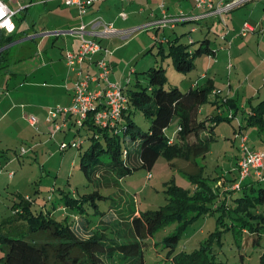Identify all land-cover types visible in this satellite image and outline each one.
Instances as JSON below:
<instances>
[{
	"label": "trees",
	"instance_id": "obj_1",
	"mask_svg": "<svg viewBox=\"0 0 264 264\" xmlns=\"http://www.w3.org/2000/svg\"><path fill=\"white\" fill-rule=\"evenodd\" d=\"M249 2L241 3L231 10ZM198 20L201 19L196 21ZM195 30L197 27H194ZM216 52L209 38L201 41L191 38L190 43L175 39L167 52L161 48L159 50V54L171 58L176 70L184 74L192 71L197 56H215ZM144 73L147 84L136 80L125 87L128 103L115 126L102 127L95 124L91 113L84 124L86 138L77 140L80 142L76 147L80 151L79 167L88 180L95 183V190L83 198H75L63 191L60 204H54L55 207L62 205L78 212L83 222H91L92 230H87L90 233L87 236L81 235L75 220L72 223L67 219L58 220L51 212H34L31 203L22 204V209H19L21 212L16 215L23 221L17 226L21 227V231L27 230V233L23 237L12 236L3 232V227L8 222L0 224V250L3 252L0 264H147V239H155L158 232L174 224L173 231L164 235L161 240L167 251L169 264H225L217 261L212 253L214 243L222 244L225 226L226 229H236L242 233L244 230L261 232L262 225L257 220L261 214L253 210L264 205V180L257 177L250 184L242 183L240 193L232 197L231 201L226 203L224 198L222 204L213 209L211 204L218 202L219 192L209 186L206 178L193 176L192 182L198 183L194 192L175 185L169 192L171 198L165 206L141 210L136 208L135 203L129 202L126 208L117 206L122 218L116 217L110 222H104L103 217L118 202L111 195L99 191V185L103 182L101 176L109 174L117 189H120L121 180L138 169L151 170L161 155L175 158L184 156L183 152H190L196 156H204L213 141L215 127L208 129L209 136L199 138L207 124L205 120L197 119L199 107L209 100L215 90L211 79H207L203 85L197 86L196 82L186 90L178 86L167 89L164 66H152ZM136 111H140L150 122L147 130L135 120ZM236 112L235 109L233 116L224 118L216 115L213 121L220 123L233 120ZM176 116L180 119L179 133L183 143H170L166 135V129ZM243 126L264 130V98L245 117ZM190 136L197 138L196 142H187L186 139ZM83 143H88V147L82 151ZM236 180L237 178L233 179L234 182ZM102 187L105 188L103 185ZM97 199H111L112 203L102 211ZM18 204L16 203L14 210L19 208ZM215 211L220 212L218 222L223 228L218 227L210 234L211 241L206 244L202 242L200 248L190 251L186 249L184 242L183 245L180 244L187 225L193 223L198 216ZM76 216L80 218L78 214ZM258 243L259 240L254 242ZM260 262L264 264V255Z\"/></svg>",
	"mask_w": 264,
	"mask_h": 264
},
{
	"label": "crops",
	"instance_id": "obj_2",
	"mask_svg": "<svg viewBox=\"0 0 264 264\" xmlns=\"http://www.w3.org/2000/svg\"><path fill=\"white\" fill-rule=\"evenodd\" d=\"M2 1L10 9L17 11L13 18L15 22L14 31L8 32L0 28V224L7 221L8 224H5V227L9 224L19 225L20 223V221L14 220L18 210V208L14 210V206L18 202V194L21 193L18 190L19 179H17V172L13 167L16 161L22 160L21 158L30 152L35 153L39 146H47L52 142L51 140H56L61 133L65 137L61 142H73L86 138L85 133H82L83 128L79 131L74 125L75 115L59 114L55 120L49 118L53 107H70L74 103V86L78 75L67 65L65 55L70 51H78L82 40L73 30L83 23H90L96 18L113 24L120 31H128L129 29L147 25L146 28L133 32L135 35L132 33V36L126 37L123 34L116 33L99 38L93 37L89 33L86 34V37L96 39L103 48L109 49L110 53L105 55L104 50L99 51L94 55L93 59H86L83 63V69L89 72L91 76L96 75L98 73L97 60L106 56L110 63V79L122 85L124 78L127 76L128 84L135 83L133 82L134 74L137 75L136 80H140L142 77L139 78L138 72L140 70L135 66L129 71L128 68H125V65L122 68L120 66L122 64H126V67L127 64L131 66L132 61L137 62L143 54L151 52V39L154 40L155 44V40H157L161 32L162 35L159 39L158 47L159 50L161 48L167 52L169 45L175 39L182 43H190L191 38L194 41H201L205 38L211 39L208 34L201 40L195 39L194 35L199 32L200 26L211 31L216 24V19L221 17L211 16L198 21H183L176 24L175 27H161L158 23V20L164 15V9L161 7L163 2L165 3V10L170 16H177L181 13L197 15L201 10L195 7L194 0H100L94 3L82 16L78 7L68 6L63 0ZM256 1L259 2L260 0L249 3H254L252 4L253 6ZM234 10L227 12L230 14L229 17L233 15L232 11ZM252 12L253 10H251V14ZM211 18H215V20L211 21ZM220 21L223 23L222 18ZM247 21L258 29L256 30L255 28L254 32L248 33L245 39L254 33L259 34L260 29L264 28V19L262 17ZM197 24L199 28L196 26ZM194 27H197V30L194 31ZM146 32L152 33L151 39H148V36H143ZM238 32L233 31L228 25L227 27L223 26V30H220L217 37L221 41L219 48L213 44L211 39L212 46L216 48L217 52L219 49L222 50L226 47L225 43L223 42L224 45L222 43V37L226 35L228 40L234 36L233 39L237 40L242 37ZM138 40L139 42H137ZM244 41L247 45H250V40ZM12 49H15L13 53L11 52ZM25 49L29 51L24 53ZM129 49H131L130 52ZM27 59H31L30 62L26 63L25 60ZM231 64L229 65L230 69L234 67ZM263 64L264 61L256 63L247 76L243 75L245 81L240 78L238 81H233L230 75L227 78L218 79L216 75L210 74L208 71L202 73L201 79L198 81L192 80L190 86L196 82H198L197 86L203 85L207 79H211L214 82L213 88L215 90L213 89L214 92L209 96V100L199 107L197 119L205 120L207 124L206 129L200 132L199 138L207 135L209 128L215 127V131L213 132L214 137H212L213 141L210 144V150L204 156L183 152L184 156L178 157L179 161L176 157L172 160V166L182 171L183 182L186 183V177L191 182V177L193 176L203 178V167L206 162L204 157L210 155L219 143L217 141L219 139L216 128L221 122L213 121L216 115L222 118L233 116L235 109L238 108L234 117L238 123L234 126L233 135H236L235 130H244L248 139L252 140L251 143L255 140L256 143L264 148V132H261L256 127L245 129L246 127L243 126L245 125V117L264 98ZM239 68V66H236L235 71H238ZM96 85V82H91V90L95 91L97 89ZM126 85L123 84L122 86L125 87ZM244 96H247V101L244 100ZM240 108H242L241 111H239ZM54 123H58L62 127L53 134ZM179 127L180 121H178V129ZM252 129L255 132L250 135L249 132ZM177 135L179 138L178 142L183 143L180 140L179 130ZM196 139L194 136H190L186 140L189 143H193L196 142ZM237 140L238 144L234 143L235 140L232 144L233 147L236 146L237 152L232 151L229 156L226 151V146H229V144L228 142L224 143L225 149L223 152L226 153L225 158L228 159L231 167L229 166L226 173H221L223 176L222 181L225 178L238 179L236 168L241 153L238 147L239 139ZM17 143L27 144L26 146L29 149L24 148L26 149L24 153L22 146L19 150L11 147L16 146ZM252 147L257 151L263 150L257 149L255 145ZM185 168L188 169L185 171ZM253 181H256V176L252 174L243 181V184H250ZM230 182H227L225 187L219 183L215 189L220 195L215 208L222 204L224 198H226V203H228L232 197L240 193L239 190H231L230 193V190H226ZM11 186H17L15 192ZM196 186H198V183L192 182L190 188L194 189ZM2 254L3 252L0 250V256Z\"/></svg>",
	"mask_w": 264,
	"mask_h": 264
},
{
	"label": "rangeland",
	"instance_id": "obj_3",
	"mask_svg": "<svg viewBox=\"0 0 264 264\" xmlns=\"http://www.w3.org/2000/svg\"><path fill=\"white\" fill-rule=\"evenodd\" d=\"M255 3L256 4L253 6L252 4L254 3H249L247 5L245 4L244 7H238L239 9L232 11L233 15L231 17H229V13L225 12L223 14L224 22L222 20L224 25L220 21L221 18H217L216 24L211 31L200 26L201 29L199 30V32L194 35L195 39L201 40L208 34L212 39L213 44L218 47L221 43V41L217 38L218 33L220 32V30H223V26L227 27V25L231 27L233 31H239L238 33L239 35H241V30L244 24L246 22H249L247 20L253 21L261 17L264 19V0H260L259 2L256 1ZM251 10H253L252 14ZM214 20L215 18H211V21ZM196 26L199 28L198 24ZM255 28L256 30L258 29L256 26ZM260 33H254L247 39H245V37L248 35H241L242 37L237 40L233 39L234 36H232L228 40L227 38L223 39L222 43L224 42L226 47H224L222 50L219 49L215 56L209 57L206 54L197 56L194 59L195 65L192 71L184 74L176 70L171 58H168L163 54H159L158 42L162 35V32L157 40H155V44L154 40L151 39L152 33L146 32L143 36H148V39H151V49L153 52L151 51L152 53L147 52L146 54H143L137 62L132 61L131 66H129L130 64H127L126 67V64H122L120 67L122 68L125 65V68H128L129 71V69L135 66L138 70H140L138 72L139 78L142 77L140 78V80L142 81V83L147 84L148 80L144 72L152 66H164L165 75L167 78L165 88L167 89L178 86L181 89L186 90L190 87V83L192 82V80L198 81L199 79H201L202 73L206 71H208V73L210 74L212 73L213 75H216L218 79H221L223 77L227 78L230 75L231 80L233 81H238L239 78L242 81H245L243 75L247 76L256 63L264 61V28L260 29ZM244 40H250V45H247ZM137 42H139V40ZM130 50L131 49H129V52ZM14 51L15 49H12L11 52L13 53ZM28 51V49H25L24 53ZM30 60L31 59H27L25 61L27 63L30 62ZM240 62L241 64H239ZM230 63H232L234 66L231 69L229 68ZM235 65L240 67L238 71H235ZM262 69H264V64ZM127 77L124 78V85H128ZM136 77L137 75L134 74L133 82H136ZM244 100L247 101V96H244ZM241 109L242 108H240L239 111H241ZM134 117L137 123L140 124L143 129L147 130L149 128L150 122L143 116L140 111H136ZM234 120L222 121L218 128H216L218 133L217 137L219 139L217 141H219V143L210 155L204 157L206 162L204 164L205 166L203 167L202 178H206L209 186L214 190L218 187L219 183L223 185V187H225V184L231 181L230 184L227 185L228 188L226 189L230 190L229 193L232 190L234 181L229 178H225V180L222 181L223 176L221 175V173H226L229 166L231 167L228 159L225 158L226 153L223 152L225 149L224 143L228 142L229 144V146H226L228 156L232 151L237 152V149L235 148L236 146H232L234 140V143L238 144V140L234 137L235 135H233L234 126L237 125L238 121L236 119V121L234 122ZM178 121H180V119L177 116L174 117L171 124L166 129V135L169 137V140H172L175 143H177L179 139L177 135L179 130ZM75 127L78 129L77 126ZM238 131L244 132V130ZM260 131L264 132L263 130ZM85 132V127H83L82 133ZM253 132L255 131L252 129L249 134L251 135ZM62 139H65L63 133H61L60 136H57L56 140H51L52 142L47 146L37 147V149L35 150L36 154L30 152L22 157V160L16 161L15 165H13L17 172V179H19L18 190L21 191V193H19L17 196L18 199L16 198L18 201L17 204L19 203L18 210L20 209V207L22 209V204L31 203L34 212H41L44 214L51 212V214L56 219H67V221H70L71 223L75 220L77 222L76 224L78 226L77 228L79 230V233L81 235L87 236L90 233V231L87 230H92V228L90 229V227L93 226L91 222L88 223L85 220L83 222V219H81L82 217L78 212H74L71 209L66 208L65 206L61 205L59 207H55L56 204V206L60 204V198L63 194L61 192L63 191L65 193H70V196H74L75 198H83L87 193L93 192L95 190V183L89 181L84 171L79 167V149L70 146L65 151H61L60 142L62 141ZM251 141H248L251 147L255 145L257 149H263L262 151H264L263 146L256 143L255 140L252 143ZM26 145L27 144L24 143H17L16 146L11 147H15V149L17 150H19L21 146L23 148L29 149ZM87 147L88 143L82 145L81 150L83 151ZM176 158L178 160V157ZM173 159L175 158H171L166 154L161 155L157 159L151 170H148L146 168L138 169L130 176H127L126 178L121 180V182L119 183L120 189H117V186H115L116 184L113 182L109 174H105L106 176H101L100 179L103 182H101L100 185L97 184V186L99 185V189L101 188L99 191L102 194L111 195L113 197L112 199L114 201L117 200L118 202V205L115 206V204H113L109 209V214L103 217L104 222H110L111 220L116 219V217L122 218L119 211H117V206H124L126 208L129 202L135 203L136 208H140L141 210L154 209L158 208L159 206H165L166 204H168L171 198L169 192L173 188H175V185L180 186V183L181 187H183L184 189H188L191 192H194L198 188V186L194 187V189H191L190 187L192 182L187 179V177L186 183L183 182L184 180L181 177L182 171H180L177 167L172 166ZM187 169L188 168H185V171ZM150 173L152 174V177L148 178V175ZM102 185L105 188H103ZM11 188L15 192L17 186H11ZM97 203L99 204L100 209L103 211L104 209L108 208V205L112 203V200L108 199L100 201L99 199H97ZM211 207L215 209V204H211ZM129 208L130 206L128 207V209ZM18 210L16 211V213L21 212H18ZM253 211L255 213L259 211L258 213L261 214L257 219L260 222L259 225H262L261 232L253 233L246 230L242 233L236 229H226L225 226L223 232L224 235L222 236V244H213L214 251L212 253L215 254L217 261H223L225 264H261L260 258L262 255H264V205H259L258 210L255 209ZM77 214L80 217L79 219L76 216ZM219 215L220 212L215 211L214 213H205L198 216L193 221V223L187 225L180 244L183 245L184 242L186 249L190 251L200 248L202 242L206 244L208 241H211L210 234L218 227L221 229L223 228L218 222ZM21 220L22 219L18 216L15 217V221ZM226 221L229 222V220ZM254 223H256V219ZM84 225H87V227H84ZM174 228L175 224L168 226L165 230H161L160 232H158L155 236V239H147V242L145 244L147 264H169L166 257L167 251L163 248L161 240L164 235L173 231ZM21 230V227L12 224L3 227V232L15 237H23L22 235H26L27 230ZM258 240L259 243L254 244V242Z\"/></svg>",
	"mask_w": 264,
	"mask_h": 264
},
{
	"label": "built area",
	"instance_id": "obj_4",
	"mask_svg": "<svg viewBox=\"0 0 264 264\" xmlns=\"http://www.w3.org/2000/svg\"><path fill=\"white\" fill-rule=\"evenodd\" d=\"M98 1L100 0H63L68 6L78 7L81 16ZM247 1L251 0H194L195 7L201 10L199 14L189 15L181 13L177 16L168 15L165 10V3L163 2L161 7L164 9V15L158 20V23L161 27H175L176 24L183 21L203 19L211 16H219L224 22V12L231 10L239 3ZM0 6H3L4 9V14L0 15V28L8 32L14 31L15 22L13 18L17 11L10 9L2 0H0ZM145 27H147V25L129 29L128 31H120L117 30L113 24L96 18L90 23H83L77 29L73 30L82 40L81 47L78 51H70L65 55L67 65L78 75L74 86V103L70 107H53L50 111L49 118L55 120L59 114L75 115L74 124L80 131L92 113L94 115L95 124L102 127L115 126L117 120L121 116L122 110L126 108L129 98L125 92V87L110 79V63L106 56L97 60L98 73L96 75L91 76L89 72L83 69V63L86 59H93L94 55L99 51L104 50L105 55L110 53L109 49L103 48L96 39L86 37V34L89 33L93 37L99 38L116 33L123 34V36L126 37L136 30L144 29ZM251 31H254V27L247 22L241 30V35L246 36ZM222 38L225 39L226 35ZM91 82L97 83V89L95 91L90 88ZM61 127L60 124L54 123L53 134L59 131ZM179 130H181V126ZM235 138L239 139L241 156L236 168L238 171V179L235 184H233L232 190H239L243 181L252 174L260 180H264V152L257 151L251 147L248 143V136L242 131L236 132ZM79 143L80 142L77 140L73 142H61L60 149L66 150L70 146L75 148L79 146ZM170 143H172L171 140ZM22 151L25 152L26 149L22 148ZM151 177L152 174L150 173L148 178Z\"/></svg>",
	"mask_w": 264,
	"mask_h": 264
},
{
	"label": "clouds",
	"instance_id": "obj_5",
	"mask_svg": "<svg viewBox=\"0 0 264 264\" xmlns=\"http://www.w3.org/2000/svg\"><path fill=\"white\" fill-rule=\"evenodd\" d=\"M4 14V9H3V6H0V15H3ZM180 131V130H179Z\"/></svg>",
	"mask_w": 264,
	"mask_h": 264
},
{
	"label": "bare ground",
	"instance_id": "obj_6",
	"mask_svg": "<svg viewBox=\"0 0 264 264\" xmlns=\"http://www.w3.org/2000/svg\"><path fill=\"white\" fill-rule=\"evenodd\" d=\"M240 4H241V3H239V4H237V5H240ZM237 5H235V6H237ZM235 6H234V7H235ZM228 11H229V10H228ZM228 11H226V12H228ZM224 13H225V12H224ZM224 13H223V14H224ZM246 23H247V22H246ZM248 23H249V22H248ZM249 24H250V23H249ZM244 25H245V24H244ZM251 25H252V24H251ZM253 27H254V26H253ZM243 28H244V26H243ZM243 28H242V29H243ZM254 29H255V27H254ZM11 176H12V175H11Z\"/></svg>",
	"mask_w": 264,
	"mask_h": 264
}]
</instances>
